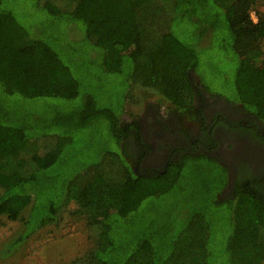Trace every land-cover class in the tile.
Here are the masks:
<instances>
[{
    "label": "trees",
    "instance_id": "1",
    "mask_svg": "<svg viewBox=\"0 0 264 264\" xmlns=\"http://www.w3.org/2000/svg\"><path fill=\"white\" fill-rule=\"evenodd\" d=\"M215 54L233 61L232 78ZM213 79L264 124V0H0V214L23 220L9 248L76 204L95 246L73 264H264V177L238 178L220 198L225 170L192 182L185 174L205 153L180 144L166 165L147 166L140 121L121 119L142 84L207 130L195 95L232 100ZM104 125L120 152L104 142L102 156L82 165L78 148ZM175 189L181 200L160 206Z\"/></svg>",
    "mask_w": 264,
    "mask_h": 264
},
{
    "label": "rangeland",
    "instance_id": "2",
    "mask_svg": "<svg viewBox=\"0 0 264 264\" xmlns=\"http://www.w3.org/2000/svg\"><path fill=\"white\" fill-rule=\"evenodd\" d=\"M253 13V12H252ZM255 20H257V15ZM112 48L117 53L124 52V46L121 43L111 44ZM211 61L220 67L221 71L232 78V72H234L235 65L233 61H225L219 55L215 54ZM211 63V62H210ZM211 75V74H210ZM212 80V78H211ZM215 80V81H214ZM214 83L212 87L219 91L221 94L227 95L232 100H226L223 97L217 95L208 94L210 97L218 101L217 105L224 107L225 103H231L233 105L240 104L236 101L238 98L237 93L231 88H226L222 81L219 79H213ZM111 88L113 85L110 86ZM236 98V99H235ZM154 104L155 108L160 111V114L167 113L174 110L171 103L158 92L155 88L150 86H144L142 84H133L129 93V97L125 102L124 111L121 114V119L133 120L137 119L142 121L144 113L149 105ZM249 106V103H246ZM30 106V104H29ZM173 112V111H172ZM175 113V112H174ZM179 113H175L178 117ZM183 123L186 121V128L193 130L197 134V129L200 125L196 120H191L187 117L180 118ZM144 122V121H143ZM93 140L88 137L87 140L82 142L84 147L78 148L79 151L84 150L86 158L82 160V165L88 163V161L97 160L102 156L101 149L97 148L103 145L104 142L108 143L111 150L119 151V143L110 135V132L106 125L103 127H94ZM82 145V144H81ZM90 147V148H89ZM182 151L179 149V152ZM76 161L70 162L68 165L69 171H74ZM156 166H160L161 163H156ZM223 169L218 160L212 158H200L199 160L190 161L185 167V174L189 176L191 173V182L199 177L221 176ZM187 180V179H186ZM216 180V178H215ZM185 181V180H184ZM190 184V181L185 183ZM210 186H219V182L211 181ZM2 188L0 187V192ZM201 194V193H199ZM181 200V194L178 189L172 190L171 193L164 195L162 198H157L160 206L168 207L170 204L175 205ZM198 204V200L195 201ZM30 207L24 210L21 217L28 215ZM76 210V204H70L64 208L62 213V219L57 224H49L30 237L19 243L15 248L10 249V243L20 234L23 229V220L20 218L10 219L7 214H0V264H73L74 260L83 257L87 252L95 246V234L94 229L89 223V217L84 213H78ZM228 229V227H227Z\"/></svg>",
    "mask_w": 264,
    "mask_h": 264
},
{
    "label": "flooded vegetation",
    "instance_id": "3",
    "mask_svg": "<svg viewBox=\"0 0 264 264\" xmlns=\"http://www.w3.org/2000/svg\"><path fill=\"white\" fill-rule=\"evenodd\" d=\"M194 101L197 108L203 109L204 118L209 126L205 130L206 128L200 125L197 134L187 128L183 131V120L175 116L174 110L160 114L154 104L146 109L140 125L144 139L151 145V150L144 158L147 166H153L156 163H161V166L166 165L173 153V148L184 144L195 152L205 153L208 157L218 160L226 169L229 183L219 194L220 198H227L233 193L238 178L242 179L248 174L254 177H264V140L259 135V133L264 135V124L241 105L225 103L224 107L216 106L218 101L206 92L196 94ZM215 119L220 122H216L212 127ZM221 119L224 122H221ZM225 121L227 123L239 121L242 125L232 128L225 126ZM190 133L199 136L198 143H202L200 146L193 147L189 144L188 135ZM161 141L165 149L159 151Z\"/></svg>",
    "mask_w": 264,
    "mask_h": 264
},
{
    "label": "built area",
    "instance_id": "4",
    "mask_svg": "<svg viewBox=\"0 0 264 264\" xmlns=\"http://www.w3.org/2000/svg\"><path fill=\"white\" fill-rule=\"evenodd\" d=\"M253 13H255V12H253ZM253 13H252V17L255 19V17H254L255 15H253Z\"/></svg>",
    "mask_w": 264,
    "mask_h": 264
}]
</instances>
